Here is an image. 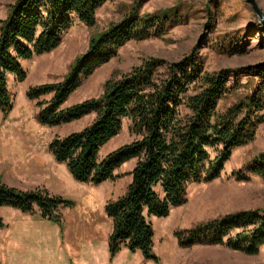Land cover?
Segmentation results:
<instances>
[{
	"label": "trees",
	"instance_id": "16d2710c",
	"mask_svg": "<svg viewBox=\"0 0 264 264\" xmlns=\"http://www.w3.org/2000/svg\"><path fill=\"white\" fill-rule=\"evenodd\" d=\"M108 1L18 0L11 6L8 19L0 21V110L4 115L13 109L9 77L14 75L20 83L27 78L22 62L59 48L75 21L94 27L98 10ZM183 21L172 9L142 14L134 7L120 23L92 37L89 49L74 61L63 82L30 88L27 93L37 103L42 126L60 127L95 114L93 124L55 138L49 146L56 162L65 165L76 182L100 186L116 180V171L136 161L126 194L105 207L113 223L108 243L111 259L125 249L159 262L153 252L151 218H168L173 209L186 204L192 184L220 178L232 152L252 143L264 122L259 115L264 90L219 110L231 94L227 90L231 71L203 72L195 52L179 63L146 59L120 79L107 81L99 98L64 108L83 80L111 61L120 48L133 41L162 39ZM47 96L52 99L41 101ZM125 120L131 122L138 139L101 159V150L120 134ZM246 169L264 180V153ZM74 205L46 190L21 191L0 183V209L23 214L38 209L43 219L62 225L59 210ZM4 227L0 218V229ZM175 237L183 248L219 245L255 256L264 247V210L228 214L194 229L178 230Z\"/></svg>",
	"mask_w": 264,
	"mask_h": 264
},
{
	"label": "rangeland",
	"instance_id": "374dc122",
	"mask_svg": "<svg viewBox=\"0 0 264 264\" xmlns=\"http://www.w3.org/2000/svg\"><path fill=\"white\" fill-rule=\"evenodd\" d=\"M17 1L0 0V21L8 19ZM256 1L264 12V0ZM134 7H139L142 14L172 9L184 21L162 39L133 41L120 48L111 61L83 80L64 108L99 98L107 81L120 79L146 59L179 63L193 52L203 72L231 71L227 82L231 94L220 103L221 112L255 90H264V28L247 0H110L98 10L94 27L75 21L63 35L59 48L22 62L27 74L24 82H18L14 75L9 77L13 109L8 115L0 110V183L21 191L41 189L52 196L61 193L73 201L72 208L59 210L65 225L63 246L69 250L54 259L58 227L43 219L38 209L23 215L15 209L2 208L0 218L5 227L0 229V264H106L113 223L105 207L126 194L136 161L116 171V180L100 186L76 182L67 167L56 162L49 146L55 138L93 124L95 114L60 127L42 126L37 119V103L27 93L30 88L63 82L74 61L89 49L92 37L120 23ZM51 99L47 96L41 101ZM259 115L264 116V109ZM137 139L131 122L125 120L120 134L101 150L100 158ZM263 153L264 122L252 143L232 152L220 178L192 184L186 204L173 209L168 218H151L155 232L153 252L159 262H145L141 252L122 250L113 264H264V247L258 255L248 256L219 245L183 248L175 237L178 230L194 229L228 214L262 212L264 180L252 176L246 168ZM62 256L63 261L59 260ZM101 256L104 258L100 260Z\"/></svg>",
	"mask_w": 264,
	"mask_h": 264
},
{
	"label": "crops",
	"instance_id": "0c3cea01",
	"mask_svg": "<svg viewBox=\"0 0 264 264\" xmlns=\"http://www.w3.org/2000/svg\"><path fill=\"white\" fill-rule=\"evenodd\" d=\"M70 174V173H69ZM71 175V174H70ZM58 197H63V195L61 194V193H58ZM64 198V197H63ZM65 199V198H64ZM23 215H25V214H23ZM50 223H52V222H50ZM56 227H58V234H59V236H58V239H55V242L57 243V246H56V249H55V257L56 258H54V259H57L58 260V258H60L61 257V254H63L64 255V253H66V250H69V249H66L65 248V246H63V244H65V241H64V233H65V228L63 227V226H65L64 225V223H63V221H62V225H59V224H55V223H53ZM13 229V228H12ZM109 240V239H108ZM96 245V244H95ZM97 250V249H96ZM125 250V249H124ZM127 252H129L128 250H126ZM107 255H106V257H108L107 258V261H106V264H113V261L117 258V257H115L114 259H111V257H110V254H109V247H107ZM130 253V252H129ZM130 254H132V253H130ZM136 254V253H135ZM68 255V254H67ZM104 256V255H103ZM103 256H101V258H99L100 260L101 259H103L104 257ZM7 257V256H6ZM7 258H9V257H7ZM64 256H62V258L61 259H59V260H61V261H63L64 260ZM144 261L146 262V260L144 259ZM147 262H149V261H147ZM22 264H26L25 262L24 263H22Z\"/></svg>",
	"mask_w": 264,
	"mask_h": 264
},
{
	"label": "water",
	"instance_id": "95a60500",
	"mask_svg": "<svg viewBox=\"0 0 264 264\" xmlns=\"http://www.w3.org/2000/svg\"><path fill=\"white\" fill-rule=\"evenodd\" d=\"M247 2L251 5L253 11L258 16L260 23L264 28V12H263V10L260 8V6L258 5L256 0H247Z\"/></svg>",
	"mask_w": 264,
	"mask_h": 264
}]
</instances>
